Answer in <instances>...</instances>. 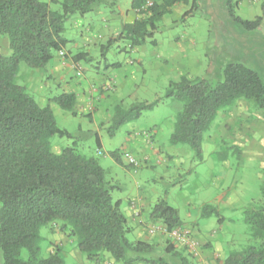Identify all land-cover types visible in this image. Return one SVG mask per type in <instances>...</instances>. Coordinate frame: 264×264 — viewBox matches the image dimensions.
Instances as JSON below:
<instances>
[{
  "label": "trees",
  "instance_id": "1",
  "mask_svg": "<svg viewBox=\"0 0 264 264\" xmlns=\"http://www.w3.org/2000/svg\"><path fill=\"white\" fill-rule=\"evenodd\" d=\"M183 1L133 0L131 7L137 17L101 44L102 57L107 58L108 51L122 40H127L131 49L148 39L156 43L153 38L159 22ZM107 2L0 0V34L8 38L11 49L10 55L0 54V264H65L60 248L42 255L41 229L51 223H58L60 231L96 264L107 257L116 264H173L165 254L178 258L179 264H190L172 241L161 247L147 239L129 237L133 227L121 201L114 198L115 185L98 158L81 153L75 143L60 152L53 150L54 135L70 138L72 133L58 125L52 103L76 114V93L62 91L49 103L40 104L15 81L21 62L45 69L59 51L67 50V20L77 14L84 16ZM227 13L247 30L258 28L263 21L262 15L253 20L240 18L231 5ZM72 59L88 62L92 56L79 51ZM120 66V62L106 63L107 69ZM222 73L223 79L216 84L183 75L171 80L164 94V98L182 103L170 143L188 145L196 161L203 160L204 135L222 110L242 99L264 108V75L242 62L227 63ZM159 101H134L128 107L116 104L108 132L114 135L123 124L139 118ZM96 143L100 148L98 134ZM110 154L120 161L123 150L118 148ZM214 213L220 215L216 206H202L203 216ZM149 218L163 223L167 231L183 226L179 210L165 197L153 205ZM243 218L259 243L228 253L220 264H264V204L245 207Z\"/></svg>",
  "mask_w": 264,
  "mask_h": 264
},
{
  "label": "rangeland",
  "instance_id": "2",
  "mask_svg": "<svg viewBox=\"0 0 264 264\" xmlns=\"http://www.w3.org/2000/svg\"><path fill=\"white\" fill-rule=\"evenodd\" d=\"M107 1L98 7L99 11L95 9L84 16L77 14L67 20L65 36L70 39L69 49L64 56L57 54L58 67L51 66L55 59L45 69H35L21 62L15 81L25 86L40 104H47L54 95L75 90L79 71L89 77H100L107 70L106 63L118 61L127 67L130 61H135L128 65L141 69L133 76L129 75L131 80H122L118 91L122 94L119 98L123 99L108 107L110 114L113 115L116 104L128 107L134 101H160L153 108L144 110L139 118L123 124L114 135H110L107 129L111 119H94V108L84 114H73L53 103L58 125L72 133L70 138L54 135L51 139L53 150L60 152L63 147L75 143L81 153L98 158L108 177L118 182L119 189L115 190L114 198L142 194L149 196L155 204L165 197L178 207L185 221L183 226L191 227L195 233L197 254L174 243L164 224L149 225L153 223L148 222L142 225L155 228L147 240L161 247L172 241L190 264H199L201 258L220 260L216 251L206 246L211 235L222 237L226 255L248 244L257 245L259 241L252 238L250 227L244 221L243 209L264 204V108L242 99L222 110L204 135L203 160L196 161L188 145L170 143L173 124L182 103L174 98H164V94L170 81L179 80L183 75L206 78L216 84L223 79V67L229 62L245 63L264 75V0H185L176 4L159 22L153 38L156 43L148 39L145 44L131 49L128 41L122 40L108 51L104 59L100 46L116 34L110 26L120 24L122 20L114 15H119L131 4V0ZM229 5L233 6L234 15L243 19L253 20L262 15L261 25L253 30L245 29L229 17ZM88 26L90 32L85 31ZM142 47H145L144 53ZM79 51H87L92 56L91 61L75 62L72 56ZM0 54H11L8 38L1 34ZM103 83L97 91H108L103 88ZM153 129L159 131L157 136L164 149L171 146L188 152L191 158L184 157V163L175 160L166 166L158 164L134 172L127 168L126 165L130 164L126 158L123 157V163H120L111 156L110 153L118 148L134 152L131 140L144 131L151 133ZM97 134L102 142L101 151L96 143ZM134 154L138 156L136 152ZM206 203L216 206L220 215L203 216L202 206ZM59 231L58 223L42 227L43 256L51 253V247L55 251L61 245L60 253L65 264H96L78 250L77 256L70 253L68 242L74 246L76 243ZM129 237L141 238L135 232ZM165 256L173 264H179L178 258ZM98 264L116 263L107 257Z\"/></svg>",
  "mask_w": 264,
  "mask_h": 264
},
{
  "label": "crops",
  "instance_id": "3",
  "mask_svg": "<svg viewBox=\"0 0 264 264\" xmlns=\"http://www.w3.org/2000/svg\"><path fill=\"white\" fill-rule=\"evenodd\" d=\"M132 1L133 0H131V4H132ZM149 1L152 2L153 0H149ZM131 4L128 8L121 10L118 13L119 15H114V17L120 16L122 20L120 24L115 23L110 26V29L113 32L118 33L124 23L133 22L134 19L137 17V11L131 7ZM96 9L97 11L100 10L99 8H96ZM90 29L91 27L88 26L85 29V31L90 32ZM76 43L81 45L79 42H76ZM142 48H143L142 51L144 53L145 47H142ZM68 49H69V46L67 50ZM54 59L55 61L51 66L52 67H55L57 65L59 66V62L57 63L59 58L55 57ZM139 61L142 62V59ZM134 62L130 61L128 64H134ZM125 64L127 63L125 62ZM128 64L126 65L127 67H123L124 65H122L118 69L109 68L100 77L86 76L85 72L83 71H79L78 73H76L78 80L76 81L75 85H78V86H75L74 87L75 90L73 91L77 95L75 110L79 114H84V113H87L90 109L94 108L92 110L94 119L98 117V118H103V120H108V119L110 120L112 115L110 114L108 107L112 103L119 102L123 99V98L122 99L119 98L120 96H122V94L120 93L121 91H118L121 87L120 84L122 83V80L127 81L128 79H130L129 75H132L134 72H138V70L141 69L140 67H136V66L133 67V66H129ZM126 76H129V77L127 78ZM93 78L95 79L92 80ZM102 81L104 82L103 88L104 89L107 88L108 91H97ZM52 106L55 109L53 103H52ZM158 132L159 131H157V129H153L151 133L144 131L140 136H135L134 140H131V142H133L132 147H134L133 151L138 154L137 157L139 159V164L136 166L126 165L128 166L127 168H131L134 172H139L140 169L144 167H154V166H157L158 164H163L164 166H166L170 161H175V160L178 163H184V157L191 158V154L189 155L188 152L185 153L182 150L173 149L171 146L164 149V147L161 146L160 140L158 139V136H157ZM100 143L102 145L101 140H100ZM100 148L98 150H100ZM122 158L123 157H121V160L119 161L120 163H123ZM107 178L110 179L112 183H114L115 185V188L113 190V194H114L115 190L119 189L117 186L118 182L114 178L108 177V172H107ZM115 199H118L121 201V208L123 212L127 215L129 224L133 227V232H135L141 238L149 239V236H151V231L149 228H146L142 224L152 222L153 224L150 223L149 225H158L159 223V222L151 221L149 218V212L154 205L152 199L149 196H145L142 194L128 196L125 199L122 197H118ZM176 208L179 210L178 207ZM167 233L169 232L167 231ZM208 238L211 241H206L207 242L206 246H208L209 249L216 251V257H219L220 260L217 261L216 257H215L216 258L215 260L201 258L199 261V264H214V263L220 264L221 261L227 256L226 253L223 251L222 237L220 235H211V236H208ZM68 243L70 244V247H71L70 253H72L74 256H77L78 251L80 252V250L76 246H74L72 242H68ZM60 248H61V245H60ZM74 248L76 249L74 250ZM50 251L51 252L53 251L52 247L50 248Z\"/></svg>",
  "mask_w": 264,
  "mask_h": 264
},
{
  "label": "built area",
  "instance_id": "4",
  "mask_svg": "<svg viewBox=\"0 0 264 264\" xmlns=\"http://www.w3.org/2000/svg\"><path fill=\"white\" fill-rule=\"evenodd\" d=\"M59 54L64 56L65 51H59ZM123 157L127 159L130 165L136 166L139 164V159L133 152L123 150ZM150 231L154 232L155 228L152 227ZM168 232L169 236L173 239L174 243H177V245H180L182 247L189 248L192 252H195L196 254L198 253L196 251L198 247V242L196 241L195 233L191 227L179 226L173 228Z\"/></svg>",
  "mask_w": 264,
  "mask_h": 264
}]
</instances>
